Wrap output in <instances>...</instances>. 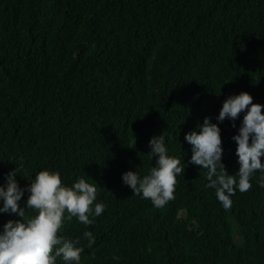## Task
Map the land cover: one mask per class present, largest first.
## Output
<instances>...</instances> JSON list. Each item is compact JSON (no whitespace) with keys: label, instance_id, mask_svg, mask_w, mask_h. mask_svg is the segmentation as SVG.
<instances>
[{"label":"trees","instance_id":"1","mask_svg":"<svg viewBox=\"0 0 264 264\" xmlns=\"http://www.w3.org/2000/svg\"><path fill=\"white\" fill-rule=\"evenodd\" d=\"M241 92L264 105V0H0V185L45 169L95 184L104 212L58 233L81 264H264L260 173L225 210L184 139ZM244 114L219 125L230 175ZM162 134L185 171L155 208L122 174H147ZM15 219L0 213V229Z\"/></svg>","mask_w":264,"mask_h":264},{"label":"clouds","instance_id":"2","mask_svg":"<svg viewBox=\"0 0 264 264\" xmlns=\"http://www.w3.org/2000/svg\"><path fill=\"white\" fill-rule=\"evenodd\" d=\"M238 134L232 136L236 143L239 170L230 175L222 162V129L224 121L230 120L232 127L240 114ZM206 117L198 123L196 130L187 133L185 141L191 146L188 164L206 170V188L214 189L217 200L227 210L232 205L231 197L251 187V179L260 173L259 185L264 187V105L253 103L247 92L230 95L223 102L219 115ZM148 155L155 160V166L141 176L137 171L122 174V182L131 188L134 196L150 200L155 208L165 207L174 199L176 178L185 171L179 158L169 155L164 135L151 138ZM16 170L5 175L0 185V213L16 215L19 219L9 220L0 229V264H81L83 249L76 247L79 240H70L58 235L64 221L76 218L87 226L93 224L90 217L100 216L105 205L97 200V187L83 177L67 186L62 183L58 171L42 170L35 174L26 187L17 182ZM27 200L21 206L22 198ZM83 237L91 248L95 238L90 231Z\"/></svg>","mask_w":264,"mask_h":264}]
</instances>
